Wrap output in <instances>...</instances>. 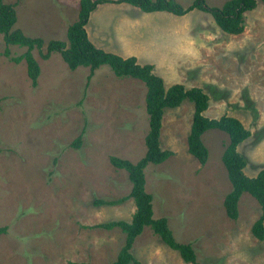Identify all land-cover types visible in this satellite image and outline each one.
Masks as SVG:
<instances>
[{"label": "rangeland", "instance_id": "rangeland-1", "mask_svg": "<svg viewBox=\"0 0 264 264\" xmlns=\"http://www.w3.org/2000/svg\"><path fill=\"white\" fill-rule=\"evenodd\" d=\"M80 0H4L17 13L15 29L50 41L67 42ZM188 8L194 0H176ZM221 8L228 0H205ZM99 48L151 64L165 86L201 88L209 96L204 115L238 119L251 136L238 147L245 174L264 169V2L244 14V32L230 35L211 15L146 13L129 4H100L86 26ZM0 36V264H111L125 243L119 229L99 228L130 221L135 203L97 205L128 197L132 184L112 157L140 161L149 130L146 91L135 78H119L103 65L71 70L57 52L44 59L35 89L25 61L4 56ZM16 57L26 48L10 46ZM194 104L165 110L160 143L173 155L146 170L154 218L164 217L179 243L192 244L197 264H264V241L252 234L259 203L242 195L239 215L230 219L224 199L231 190L222 156L229 137L209 130L205 165L188 151ZM81 137V146L72 143ZM141 264L186 263L146 227L131 250Z\"/></svg>", "mask_w": 264, "mask_h": 264}, {"label": "trees", "instance_id": "trees-1", "mask_svg": "<svg viewBox=\"0 0 264 264\" xmlns=\"http://www.w3.org/2000/svg\"><path fill=\"white\" fill-rule=\"evenodd\" d=\"M264 2V0H261ZM103 3L129 4L146 13L166 12L174 16H185L187 13L199 10L211 15L215 24L223 32L230 35H240L244 32V14L257 7V0H228L219 7H210L205 0H194L188 8H184L176 0H80L77 20L68 28L67 42L50 41L46 53H42L44 42L41 38L26 36L21 30L15 29L17 13L13 4L0 0V36H3L6 48L4 56L14 63L25 61L28 66V76L35 89L40 76V66L33 56L38 50L44 59H49L52 53L61 55L71 70L78 67L90 69L89 79L99 67L107 65L115 76L119 78H135L143 82L146 91V112L149 130L145 137L146 153L138 162L112 157L111 164L128 173L132 189L128 197L118 201L107 202L98 200L97 205H111L121 203L132 198L135 211L130 221H110L102 223L99 228L112 230L119 228L125 234V243L117 259L111 264H141L131 250L136 239L146 227H150L154 234L171 249L179 252L186 263L197 264L196 252L192 244L179 243L164 217L155 219L153 196L147 192L145 170L150 164L160 165L167 161L173 152L163 150L160 143L163 117L165 110L180 107L184 101L194 104V116L188 136V151L202 165L209 159V150L204 145L202 136L209 130H220L229 137V144L222 156L223 164L231 183V190L224 199V209L227 216L236 220L239 215V202L243 194L251 195L261 207V216L252 227L253 236L264 241V169L256 177L245 174L246 159L238 152V147L250 136V132L236 118L224 115L218 119H210L204 115L209 108V96L198 87L186 88L182 84L166 87L164 80L154 72L151 64H139L137 58H123L115 53L107 52L97 47L89 38L86 26L92 12ZM10 46L26 48L19 56L12 57ZM81 137L77 138L72 147L81 146ZM5 228L0 229L4 233ZM68 264H89L85 262H69Z\"/></svg>", "mask_w": 264, "mask_h": 264}, {"label": "crops", "instance_id": "crops-1", "mask_svg": "<svg viewBox=\"0 0 264 264\" xmlns=\"http://www.w3.org/2000/svg\"><path fill=\"white\" fill-rule=\"evenodd\" d=\"M109 52V51H108Z\"/></svg>", "mask_w": 264, "mask_h": 264}]
</instances>
